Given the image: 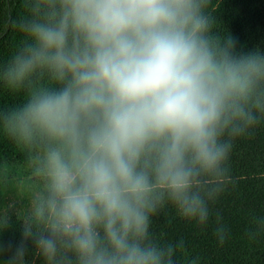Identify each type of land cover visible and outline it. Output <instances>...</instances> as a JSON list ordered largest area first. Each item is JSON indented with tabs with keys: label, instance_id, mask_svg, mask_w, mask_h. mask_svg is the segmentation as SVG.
Instances as JSON below:
<instances>
[{
	"label": "clouds",
	"instance_id": "obj_1",
	"mask_svg": "<svg viewBox=\"0 0 264 264\" xmlns=\"http://www.w3.org/2000/svg\"><path fill=\"white\" fill-rule=\"evenodd\" d=\"M209 3L34 0L21 24L30 43L0 64V84L19 92L47 71L61 87L0 111V131L37 149L45 181L31 213L44 231L26 228L7 264H27L29 240L48 264L69 253L76 264H174L173 245L149 238L152 217L171 206L207 224L201 178L223 179V137L257 122L249 105L264 110V53L215 36ZM216 234L223 243L224 227Z\"/></svg>",
	"mask_w": 264,
	"mask_h": 264
},
{
	"label": "trees",
	"instance_id": "obj_2",
	"mask_svg": "<svg viewBox=\"0 0 264 264\" xmlns=\"http://www.w3.org/2000/svg\"><path fill=\"white\" fill-rule=\"evenodd\" d=\"M33 11L34 0H0V64L8 63L30 43L21 24L32 18ZM207 11L215 36L222 40L231 37L239 52L259 49L264 53V0H210ZM59 87L47 71L37 72L19 92L0 84V111L21 106L33 89ZM258 99L264 104V94ZM249 106L257 122L240 136L223 137L231 140L223 179L201 178V195L210 202L207 224L182 219L171 206L161 207L151 219L150 240L162 248L172 244L174 264H264V110ZM37 156L35 147L0 131V264H7L10 247L21 240L26 228L33 233L44 231L43 225H35L32 209L17 212L9 205L8 177L31 167ZM219 226L225 229L223 243L216 234ZM26 261L48 264L31 240ZM55 264L76 262L69 253L67 258L58 256Z\"/></svg>",
	"mask_w": 264,
	"mask_h": 264
},
{
	"label": "rangeland",
	"instance_id": "obj_3",
	"mask_svg": "<svg viewBox=\"0 0 264 264\" xmlns=\"http://www.w3.org/2000/svg\"><path fill=\"white\" fill-rule=\"evenodd\" d=\"M9 205L17 212L32 209V204L44 191L45 181L36 174V161L26 169L11 173L7 180Z\"/></svg>",
	"mask_w": 264,
	"mask_h": 264
}]
</instances>
